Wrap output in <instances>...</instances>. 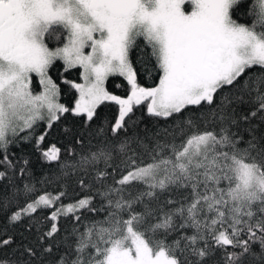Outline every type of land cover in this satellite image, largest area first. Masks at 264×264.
I'll return each mask as SVG.
<instances>
[{
    "label": "snow or ice",
    "instance_id": "snow-or-ice-1",
    "mask_svg": "<svg viewBox=\"0 0 264 264\" xmlns=\"http://www.w3.org/2000/svg\"><path fill=\"white\" fill-rule=\"evenodd\" d=\"M0 264H264V0H0Z\"/></svg>",
    "mask_w": 264,
    "mask_h": 264
},
{
    "label": "trees",
    "instance_id": "trees-1",
    "mask_svg": "<svg viewBox=\"0 0 264 264\" xmlns=\"http://www.w3.org/2000/svg\"><path fill=\"white\" fill-rule=\"evenodd\" d=\"M62 71L63 69L60 66V63H58L56 69H54L51 72V75L53 76L54 79H57L58 83H61V88H62L61 102L69 103L73 101L75 93L74 90L69 91L68 86L64 85L61 82L62 78L60 77V73ZM64 77L78 82L80 81L79 70L73 69L70 73H65ZM117 85H120V87H117ZM106 87L109 89V91L113 92V94L121 95V96H124L126 94V82L123 80L122 77H110L109 80L106 82ZM105 111L114 114L116 112V107L114 105L110 106L108 109H105ZM51 142H57L55 137L51 138ZM33 168L37 177H41L47 171V166H43V170H42L40 162L34 163Z\"/></svg>",
    "mask_w": 264,
    "mask_h": 264
},
{
    "label": "rangeland",
    "instance_id": "rangeland-1",
    "mask_svg": "<svg viewBox=\"0 0 264 264\" xmlns=\"http://www.w3.org/2000/svg\"><path fill=\"white\" fill-rule=\"evenodd\" d=\"M78 82H80V81H78Z\"/></svg>",
    "mask_w": 264,
    "mask_h": 264
}]
</instances>
